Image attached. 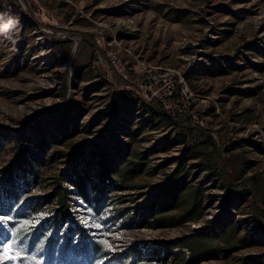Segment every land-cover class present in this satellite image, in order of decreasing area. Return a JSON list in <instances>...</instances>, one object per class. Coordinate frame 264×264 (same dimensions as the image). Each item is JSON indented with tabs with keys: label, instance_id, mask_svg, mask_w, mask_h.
Here are the masks:
<instances>
[{
	"label": "rangeland",
	"instance_id": "obj_1",
	"mask_svg": "<svg viewBox=\"0 0 264 264\" xmlns=\"http://www.w3.org/2000/svg\"><path fill=\"white\" fill-rule=\"evenodd\" d=\"M1 7L19 20L10 33L0 35L4 205L11 203L8 166L20 133L43 128L52 141L41 182L24 199L47 195L62 172L79 164L83 145L117 143L112 155L117 160L128 143L126 157L150 153L145 171L127 188L111 193L100 219L88 214L83 199L71 195L73 215L62 233L74 225L85 228L80 221L93 225L85 229L117 249L104 264H187L179 252L183 243L203 235L219 247L236 249L227 258L210 256L198 264L264 261V234L253 196L241 201L218 176L225 168L231 185L244 183L240 191L256 187L257 206L264 212V0H0ZM254 43L263 47L262 53L247 47ZM13 56L20 60L16 73ZM209 56L225 61L229 72L208 76L199 71L188 83L185 74ZM126 91L136 101L132 114L114 103ZM152 99L180 115L178 121L169 127L151 121L142 102ZM72 105L81 107V113L76 133L71 127L65 135L55 118ZM185 134L191 142L205 143L216 176L201 166L203 161L187 157L179 141ZM181 164L192 172L189 183L201 187L200 219L179 223L183 205L163 212V224L151 217L146 221L152 224H143L140 212L131 220L118 216L121 210L131 214L137 206L143 208ZM57 209L48 204L23 225L29 227L47 213L40 227L53 237L57 228H49V219ZM75 234L82 238L81 230Z\"/></svg>",
	"mask_w": 264,
	"mask_h": 264
},
{
	"label": "trees",
	"instance_id": "obj_2",
	"mask_svg": "<svg viewBox=\"0 0 264 264\" xmlns=\"http://www.w3.org/2000/svg\"><path fill=\"white\" fill-rule=\"evenodd\" d=\"M8 10L1 7L0 14L5 17L8 16ZM23 32V29H22ZM25 36V35H24ZM247 47L262 53L263 47L259 43L248 44ZM15 59V68L13 73H16L20 68V60ZM225 61L217 56L207 57V62L203 63L199 69L191 70L185 74L186 80L191 84L193 75L203 72L208 76H216L228 73ZM119 100L115 101V106H124L125 112L132 114L136 101L133 99L134 94L131 91H126L118 95ZM146 107L147 116L151 117V121L161 126H171L178 121L180 115L167 110L165 105L158 102L156 99L143 101ZM81 107L70 106L68 112L61 117H56L55 120L59 121L64 126V134L68 135L71 127H74L76 133L78 119ZM121 128V127H120ZM124 133L127 132L124 128ZM139 129L133 131L136 135ZM131 133V132H130ZM132 133L128 136H132ZM178 136V135H177ZM178 138V137H177ZM115 140V139H114ZM18 150L15 157L8 166V182L9 188L7 189L8 195L11 197V203L4 205L0 198V206L8 215L13 217L9 223L11 228L17 230L27 228L23 225L24 219L32 218L35 214L40 212L43 207L48 204H56L58 206L57 213L50 217V229L52 226L57 228L53 237H47L49 230L40 227L35 229L34 233L29 234L24 238L23 244L20 247H25L29 254L36 252V247L39 242L44 241L43 250L36 252L37 260L40 264H97L98 260L104 257L98 253V245L95 244L96 239L88 230L80 228L77 225L69 227L68 231L62 233V228L73 215L72 204L70 202L71 195L76 198H81L85 201L87 212L94 219H100L102 210H104L110 199L111 193L114 191L127 188L129 183H132L144 171L147 165V160L150 153L134 152L126 157L125 153L130 152V144L123 146L125 153L118 156L117 160L112 159L113 152L118 146L112 141L98 143L95 147H88L83 145L80 149L82 158L79 164L71 171L62 172L59 179L52 183L51 191L47 195L28 197L24 199L26 192H31L35 185L41 182L42 170L41 166L47 161V154L52 148V141L46 138V131L43 128H34L33 133L27 134L20 133L16 138ZM176 141V140H175ZM185 144V150L188 151V158L203 161L202 167L210 171L212 175L216 176L217 166L212 162V157H209L207 146L203 142H191L189 137L185 134L179 138ZM213 145L217 148V144ZM94 146V145H93ZM90 157L89 162L85 159ZM123 159L122 163H119ZM220 163L223 160L220 158ZM180 169L166 178V182L155 192V195L148 201L147 204L140 208L137 206L135 211L131 214L126 213V210L118 212V216L125 218L129 215V219H134L135 215L139 214L142 223H147L146 219L151 217L152 221L162 223L163 212L175 210L179 206H184V212L181 216L179 223L188 220H197L202 216L200 208L203 202V193L201 187L192 185L190 182L189 168L185 164H181ZM218 176L224 185L232 192H235L237 197L243 201L248 200L249 196H253L256 204L257 222L264 234V212L257 206V188L254 187L252 192L247 190L240 191L241 183L237 186L231 185L225 173V168L219 170ZM239 187V188H237ZM231 198L232 195H231ZM11 209V211H9ZM91 210V211H89ZM135 214V215H134ZM152 224V223H147ZM222 228L227 226V223L222 224ZM82 231V238H76V230ZM43 234V236H42ZM246 245V243L242 242ZM191 251V255L187 260V264H198L203 260L212 257L227 258L231 252L236 249L235 247L224 249L219 247L214 240L205 239V236L192 237L189 243H183ZM178 247H174L176 249ZM141 255L140 251H135ZM173 251V255L176 254ZM110 253H106L108 256ZM80 256L83 261H80ZM185 259V258H184ZM260 261V264H263Z\"/></svg>",
	"mask_w": 264,
	"mask_h": 264
},
{
	"label": "snow or ice",
	"instance_id": "obj_3",
	"mask_svg": "<svg viewBox=\"0 0 264 264\" xmlns=\"http://www.w3.org/2000/svg\"><path fill=\"white\" fill-rule=\"evenodd\" d=\"M9 211H11V209H9ZM47 215V213L42 214L41 218L35 224L27 228L19 230L16 228L9 229L7 228V224L12 221L13 217L8 215L3 207L0 206V264H40V261L37 260L36 252H41L43 250L44 241L39 242L36 247V252L31 254L28 253L25 247H20V245L23 244L25 237L34 233L35 229L40 227L43 223V219L46 218ZM80 223L85 228L93 226L91 224H85L83 221H80ZM5 232L8 235H4ZM97 235L98 233L96 232L92 233L93 237ZM99 235H107V233H100ZM50 236L51 232L47 234L45 240ZM94 242L99 246L97 250L98 253L104 257L98 260L97 264H104V260L107 259L105 254L117 250L110 240L96 239ZM105 244H107V247H105ZM6 251L8 255H5Z\"/></svg>",
	"mask_w": 264,
	"mask_h": 264
},
{
	"label": "clouds",
	"instance_id": "obj_4",
	"mask_svg": "<svg viewBox=\"0 0 264 264\" xmlns=\"http://www.w3.org/2000/svg\"><path fill=\"white\" fill-rule=\"evenodd\" d=\"M19 20L15 17L7 16L0 14V35H7L18 25ZM9 39L11 37L9 36Z\"/></svg>",
	"mask_w": 264,
	"mask_h": 264
},
{
	"label": "built area",
	"instance_id": "obj_5",
	"mask_svg": "<svg viewBox=\"0 0 264 264\" xmlns=\"http://www.w3.org/2000/svg\"><path fill=\"white\" fill-rule=\"evenodd\" d=\"M180 250H181V251H179V252L182 253V255H183V257H184L185 259H188V258L190 257V255H191V251H190L187 247H182Z\"/></svg>",
	"mask_w": 264,
	"mask_h": 264
}]
</instances>
